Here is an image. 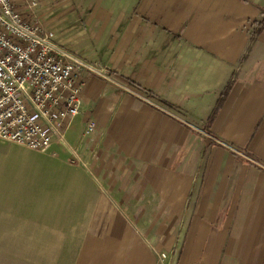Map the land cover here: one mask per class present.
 <instances>
[{
    "label": "crops",
    "instance_id": "0c3cea01",
    "mask_svg": "<svg viewBox=\"0 0 264 264\" xmlns=\"http://www.w3.org/2000/svg\"><path fill=\"white\" fill-rule=\"evenodd\" d=\"M14 1L111 77L66 146L0 142V264H264V0Z\"/></svg>",
    "mask_w": 264,
    "mask_h": 264
},
{
    "label": "built area",
    "instance_id": "2783aa9c",
    "mask_svg": "<svg viewBox=\"0 0 264 264\" xmlns=\"http://www.w3.org/2000/svg\"><path fill=\"white\" fill-rule=\"evenodd\" d=\"M25 2L30 9L38 5V0ZM89 72L111 77L104 67L62 46L53 32L27 21L14 0H0L1 143L38 152H46L55 142L65 145L66 130L80 112V78ZM96 127L89 122L84 135L95 134ZM70 151L72 162L81 165L79 155ZM165 257L160 254V261Z\"/></svg>",
    "mask_w": 264,
    "mask_h": 264
},
{
    "label": "trees",
    "instance_id": "16d2710c",
    "mask_svg": "<svg viewBox=\"0 0 264 264\" xmlns=\"http://www.w3.org/2000/svg\"><path fill=\"white\" fill-rule=\"evenodd\" d=\"M254 25V33L259 34L264 32V13H262L261 17L253 22Z\"/></svg>",
    "mask_w": 264,
    "mask_h": 264
},
{
    "label": "rangeland",
    "instance_id": "374dc122",
    "mask_svg": "<svg viewBox=\"0 0 264 264\" xmlns=\"http://www.w3.org/2000/svg\"><path fill=\"white\" fill-rule=\"evenodd\" d=\"M76 165H78V164H76ZM82 167H83L84 169H87V166L84 165V164H82Z\"/></svg>",
    "mask_w": 264,
    "mask_h": 264
}]
</instances>
